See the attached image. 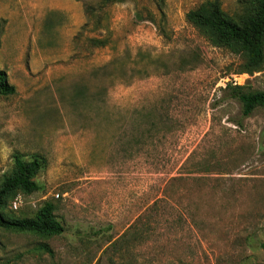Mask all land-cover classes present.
<instances>
[{
  "label": "rangeland",
  "instance_id": "rangeland-1",
  "mask_svg": "<svg viewBox=\"0 0 264 264\" xmlns=\"http://www.w3.org/2000/svg\"><path fill=\"white\" fill-rule=\"evenodd\" d=\"M203 1L0 0V183L15 150L48 161L6 213L49 200L64 227L0 229V263L264 264V109L223 90H264V65L186 21Z\"/></svg>",
  "mask_w": 264,
  "mask_h": 264
},
{
  "label": "trees",
  "instance_id": "trees-1",
  "mask_svg": "<svg viewBox=\"0 0 264 264\" xmlns=\"http://www.w3.org/2000/svg\"><path fill=\"white\" fill-rule=\"evenodd\" d=\"M102 1L110 3L116 0ZM185 19L214 46L228 48L240 55L242 61L238 65V73L252 74L262 70L264 0H249L243 11L234 16L222 9L220 0H205L189 9ZM90 40L97 45L104 44L100 38ZM157 61L151 60L152 63ZM223 90L239 103L242 117H248L256 108L264 109V90L237 82L227 83ZM14 93L15 86L9 82L6 70L0 69V95L9 96ZM11 157L13 167L4 174L0 183V229L30 232L44 237L60 234L64 227L55 214V205L49 200L44 201L33 216L14 217L6 213L8 205L17 194H31L43 189L36 176L48 164L45 155L39 152H31L26 156L15 150ZM43 246L48 249L46 245ZM259 246L264 251V241Z\"/></svg>",
  "mask_w": 264,
  "mask_h": 264
},
{
  "label": "built area",
  "instance_id": "built-area-1",
  "mask_svg": "<svg viewBox=\"0 0 264 264\" xmlns=\"http://www.w3.org/2000/svg\"><path fill=\"white\" fill-rule=\"evenodd\" d=\"M14 205H15V204H14ZM14 207H16V205H15Z\"/></svg>",
  "mask_w": 264,
  "mask_h": 264
}]
</instances>
